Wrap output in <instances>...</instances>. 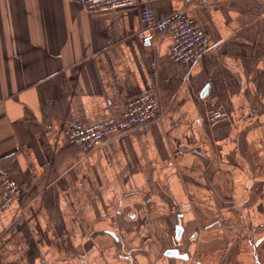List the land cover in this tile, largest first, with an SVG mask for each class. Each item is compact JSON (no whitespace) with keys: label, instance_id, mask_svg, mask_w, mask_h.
Instances as JSON below:
<instances>
[{"label":"crops","instance_id":"1","mask_svg":"<svg viewBox=\"0 0 264 264\" xmlns=\"http://www.w3.org/2000/svg\"><path fill=\"white\" fill-rule=\"evenodd\" d=\"M141 3L197 20L208 51L171 60L133 7L0 0V177L21 185L0 264H264V0ZM145 90L152 122L86 151L65 136Z\"/></svg>","mask_w":264,"mask_h":264},{"label":"built area","instance_id":"2","mask_svg":"<svg viewBox=\"0 0 264 264\" xmlns=\"http://www.w3.org/2000/svg\"><path fill=\"white\" fill-rule=\"evenodd\" d=\"M83 7L92 13L122 8H137L141 26L136 35L142 42L167 33L171 38L168 54L171 60L191 63L208 51L209 42L199 22L183 10H174L155 16L152 8L141 0H81ZM160 112L158 98L153 90H145L125 101L120 116L108 115L91 121L73 120L67 124L64 134L86 151L102 141L155 120ZM21 185L10 176L0 177V212L20 193Z\"/></svg>","mask_w":264,"mask_h":264},{"label":"water","instance_id":"3","mask_svg":"<svg viewBox=\"0 0 264 264\" xmlns=\"http://www.w3.org/2000/svg\"><path fill=\"white\" fill-rule=\"evenodd\" d=\"M178 232H179V228H178ZM169 252H171V253H172V251H169Z\"/></svg>","mask_w":264,"mask_h":264}]
</instances>
